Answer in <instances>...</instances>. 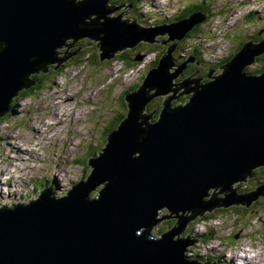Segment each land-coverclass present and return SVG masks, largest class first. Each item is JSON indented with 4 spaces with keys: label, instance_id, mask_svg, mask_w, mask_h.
Wrapping results in <instances>:
<instances>
[{
    "label": "water",
    "instance_id": "water-1",
    "mask_svg": "<svg viewBox=\"0 0 264 264\" xmlns=\"http://www.w3.org/2000/svg\"><path fill=\"white\" fill-rule=\"evenodd\" d=\"M108 1L0 0V115L30 84L31 73L57 59L66 39L94 38L100 59H109L115 50L158 35L180 39L205 17L194 11L144 26L121 15L110 18L121 5ZM174 47L125 94V117L89 160L86 179L61 196L44 189L28 204L0 207V264H199L185 253L194 240L175 236L185 223L264 196V184L246 192L232 187L264 166V71L244 70L264 53V39L243 43L218 74L208 68L206 81H174L194 60L191 55L175 66ZM183 93H190L189 100L172 106L171 99ZM160 95L165 99L150 120L146 105ZM164 209L178 225L153 236L151 229L170 215H160Z\"/></svg>",
    "mask_w": 264,
    "mask_h": 264
},
{
    "label": "rangeland",
    "instance_id": "rangeland-1",
    "mask_svg": "<svg viewBox=\"0 0 264 264\" xmlns=\"http://www.w3.org/2000/svg\"><path fill=\"white\" fill-rule=\"evenodd\" d=\"M135 1L109 0L108 6H121L109 12L108 16L112 18L121 15L123 19L128 21L135 19L142 25H149L148 23L154 20L159 23L163 20L161 23L163 24L174 21L173 18L179 16L186 5L199 7L195 9L202 12L206 11L203 5L207 4L212 19L205 22L204 17L198 23L199 29L193 32L195 28L193 27L180 39L167 40L168 34L158 35L153 42H139L135 46L138 48H135L136 50L132 48L119 52L115 50V56L109 59H100L98 41L87 36L76 40L69 38L66 44L57 47L55 56L61 61L56 59L31 73L30 84L23 87L24 90L19 89L9 102V111L0 115V181L3 182L0 183V207L28 204L37 199L44 189H50L54 195L61 196L82 177L86 179L91 171L89 160L99 155L108 131L115 129L113 127L117 123V116L126 113V106H123L121 99L123 92L140 85L143 76L153 67L151 64L155 61V65L157 64L162 52H165L169 45L176 43V47L171 51L175 66L191 56L189 53L193 49L199 54L198 59L184 63L185 67L174 77V81L187 77L185 75L182 79H177L186 68V70L195 68L196 74L202 77V81H206L207 69L204 68L203 61L209 65L210 59H217L211 55H216L219 51L224 52L227 48L228 53L235 51L240 42L258 39L250 37L251 35H261L258 42L264 39V0ZM250 14L256 17L258 22H255L256 19L253 21L247 19ZM164 40L167 41L162 42ZM121 54L127 56L126 59H123ZM158 54L160 55L157 58ZM137 56L141 58L135 61ZM199 62L200 65H197ZM258 63L259 61L256 64L251 63L256 71L261 67ZM173 71L172 68L171 72ZM38 83L39 88L25 93L28 87ZM180 91L183 89L180 88ZM53 92L56 96L61 95L62 101L59 103L62 107L53 104L59 100L52 99ZM164 97L165 95L156 96L146 105V111L153 113L150 120L157 117ZM189 97L190 93L180 94L171 99V104L183 105ZM57 112L65 122L52 136V132H46V126L56 121L52 114ZM74 112L76 116L81 117L77 122L72 120ZM43 122L44 124H41ZM34 134L39 137L33 136ZM4 135L15 137L14 141L10 142ZM7 141L12 144H8ZM17 143L31 153L25 152L15 158ZM20 157L26 159L22 160ZM18 164L24 166L22 173L21 171L18 173ZM17 174L20 175L19 178L23 174L24 180L17 178ZM18 180L22 182L17 183ZM262 184L264 166H257L252 176L235 182L232 187L241 192L247 185L255 187ZM101 186L102 184L97 185L89 195L92 197L97 195ZM219 195L222 196V193L219 192ZM231 207L221 214L217 213V209L205 211L194 220L185 223L182 231L175 235L194 240L185 249L189 258L199 260L203 264L207 260L213 264H229V259L236 257V264H243L240 256L246 254L250 259L255 258L253 253H256L264 261V206L257 204L250 209L251 212L239 215L230 212ZM213 211L217 214L212 219L204 218L206 212ZM161 212L160 215H170L162 218L151 229L150 233L153 236H159L163 231L178 225L175 214L168 213L166 209ZM169 220H172V224ZM259 258L256 256V259ZM263 261H258V264H264Z\"/></svg>",
    "mask_w": 264,
    "mask_h": 264
},
{
    "label": "trees",
    "instance_id": "trees-1",
    "mask_svg": "<svg viewBox=\"0 0 264 264\" xmlns=\"http://www.w3.org/2000/svg\"><path fill=\"white\" fill-rule=\"evenodd\" d=\"M129 1H133V0H129ZM134 2H136L135 0H134ZM204 7H205V12L207 13V17H209L210 16V10H209V7H208V5L207 4H205V5H203ZM191 8V9H190ZM195 8H199V7H194V6H190V5H186L183 9V11L181 12V14L179 15V16H177L176 18H173V19H178V18H181V17H185V16H187V15H189L192 11H194V10H196ZM207 17H206V19H207ZM247 19H250L251 21H253V20H255L256 19V17H254L252 14H250V15H248V17H247ZM205 20V19H204ZM203 20V21H204ZM255 22H258V20L256 19V21ZM197 26H194L195 28L193 29V32L194 31H196L197 30V28L199 29V24H196ZM250 37H255V38H258V39H250L249 41H252V42H256V41H258L260 38H261V35H259V34H256L255 36L254 35H251ZM247 42V41H246ZM241 44L236 48V50L235 51H232V52H229L228 54H227V56H225V57H223V59L220 61L222 64L223 63H226V62H228L240 49H241V47H242V45H243V43H245L244 41L243 42H240ZM135 48H137V47H133L132 49H135ZM138 49V48H137ZM136 50V49H135ZM163 53V52H162ZM190 55H194L195 57H198L199 56V54H198V52L196 51V50H192V52H190L189 53ZM159 55L160 54H158L157 55V58L159 57ZM121 56H122V58L123 59H126V57L127 56H125L124 54L122 55L121 54ZM157 60V59H156ZM259 61V65L261 66L260 68H259V70H255V69H253V67L251 66V65H248V66H246L245 67V71L247 72V73H251V74H259V73H261V72H263L264 71V62H261V61H263L264 60V54H262V55H259V56H257L256 57V59H255V61L253 62V63H257L258 61ZM124 61V60H123ZM124 62H126V61H124ZM155 63H156V61H155ZM155 63L153 64H151L152 66H154L155 65ZM134 65V64H133ZM213 65H215V64H213ZM129 67H131V66H129ZM128 67V68H129ZM248 68L250 69L251 68V70H248ZM195 69V68H194ZM194 69H192V70H194ZM256 71V72H255ZM35 76H33L32 78H34ZM29 78H30V76H29ZM35 79V78H34ZM39 86H40V84L38 83V84H36V85H34V86H30V87H28L27 89H26V92L25 93H27V92H31L32 90H34V89H36V88H39ZM136 88H137V86H135ZM135 87H134V89L132 88V90L131 89H126V91L125 92H123V98H121L122 99V104H123V106L125 107L126 106V101H125V99H124V96H125V94L126 93H128V92H130V91H133V90H135ZM23 90H24V88H23ZM181 98V97H180ZM125 101V102H124ZM172 105V104H171ZM176 106H177V104H176ZM125 112H126V110H125ZM125 114L126 113H123V114H120L119 116H117V123L115 124V127H113V128H116V126L120 123V121L125 117ZM157 116H158V114H157ZM157 117H155V119H156ZM155 119H152V120H155ZM113 130V129H112ZM111 131L109 130L108 131V133H110ZM109 135V134H108ZM107 135V136H108ZM107 139V138H106ZM106 139H105V141H106ZM100 151H101V148H100ZM255 187H250V186H248L247 185V187L246 188H242V190H241V192H246V191H250V190H252V189H254ZM244 189V190H243ZM263 196V195H262ZM259 197H261V196H259ZM256 198V200H254L253 201V204H251V205H249V206H245V205H233L232 207H231V210H229L230 212L232 211V212H235V213H237L238 215H239V213L241 214V213H243V212H251V210L250 209H252V207L254 208V206L255 205H257V204H262L263 206H264V196L263 197H261V198ZM239 206H241V207H239ZM223 208V209H222ZM222 208H220V207H218V208H216L217 209V213L218 214H221V213H224L226 210L225 209H227V208H224V207H222ZM219 210H221V211H219ZM215 211H213V212H206L205 214H204V218H208V217H213V216H215L216 214H217ZM169 221H171V224H172V220H169ZM173 221H175L174 219H173ZM211 233V232H210Z\"/></svg>",
    "mask_w": 264,
    "mask_h": 264
},
{
    "label": "bare ground",
    "instance_id": "bare-ground-1",
    "mask_svg": "<svg viewBox=\"0 0 264 264\" xmlns=\"http://www.w3.org/2000/svg\"><path fill=\"white\" fill-rule=\"evenodd\" d=\"M155 1V0H154ZM108 5V4H107ZM130 9V8H129ZM191 9V8H190ZM163 21V20H162ZM161 21V22H162ZM165 21V20H164ZM159 23V22H158ZM140 24V23H139ZM142 25V24H141ZM247 31V30H246ZM67 40V39H66ZM258 42V41H257ZM189 47V46H188ZM183 48V47H182ZM228 49V48H227ZM180 50V49H179ZM185 51V50H184ZM189 52V51H188ZM187 55V54H186ZM195 58H197V57H195ZM198 59V58H197ZM198 61V60H197ZM204 62V61H203ZM225 63H223V65H224ZM40 69V68H39ZM36 72V71H35ZM53 94V96H52V99H57V98H59V100L58 101H56V102H54L53 104L55 105V106H57V107H62L61 105H60V103H59V101H62V98H60L61 97V95L60 96H56V94L53 92L52 93ZM49 97V96H48ZM65 99V98H64ZM49 101H50V99H49ZM65 102V101H64ZM52 104V105H53ZM47 107V106H46ZM68 110V109H67ZM65 111H66V109H65ZM58 114H59V112H57V113H55V114H52L53 115V119L55 118L56 119V121L55 122H53V123H50V124H47V126H46V132L47 133H51V135L53 136V134L55 133V132H57L58 130H59V127L61 128V126L60 125H64V122H65V119L60 115V116H58ZM67 114V113H66ZM73 118H72V120L74 121V122H77L78 120H80V119H78V118H81L80 116H76V112H74L73 114ZM41 124H44V122L43 123H41ZM56 127H57V130H56ZM39 130V129H38ZM33 131V130H32ZM5 133V132H4ZM36 134V133H35ZM33 135V136H36V135ZM56 134V133H55ZM54 134V135H55ZM5 136V139H8V140H10V142H13L14 140V138L13 137H6V135H4ZM3 136V137H4ZM38 136V135H37ZM36 136V137H37ZM2 137V136H1ZM39 137V136H38ZM7 143H8V141H7ZM8 144H12V143H8ZM7 144V145H8ZM72 144V143H71ZM16 149H17V151H15L16 152V154H17V156L15 157V158H17V157H19V156H21L23 153H25V152H27V153H31V152H29L27 149H24V148H21V146L17 143L16 144ZM68 149H70V146L68 145ZM73 151V150H72ZM67 152V151H66ZM9 155V154H8ZM12 155V154H11ZM36 156V155H35ZM22 160H25L26 158L24 157H20ZM31 158V157H30ZM38 159H39V157H38ZM12 160H14V159H12ZM19 160V159H18ZM15 162V161H14ZM11 168V167H10ZM23 168H24V166H22L21 167V165L20 164H18L17 165V169H18V173L21 171V173H22V171H23ZM24 173V172H23ZM23 175V174H22ZM22 175H21V178H19L20 177V175H16V177L17 178H19L20 180H24V178L25 177H22ZM56 175V174H55ZM2 178V177H1ZM56 179H58V178H56ZM20 180H18L17 181V183H21L20 182ZM26 180V179H25ZM26 182V181H25ZM0 183H2L3 184V182L2 181H0ZM5 183V182H4ZM9 183H10V181H9ZM59 183V182H58ZM19 185V184H18ZM23 185V184H22ZM53 192V191H52ZM10 193V192H9ZM41 193V192H40ZM95 196V195H94ZM92 197V196H91ZM16 204V203H15ZM23 204V203H22ZM14 205V204H13ZM253 255L255 256V258H250L249 259V256L248 255H243V256H240L241 257V259L243 260V264H258V262H255L254 260H256V261H263L262 259H260L259 258V255H257L256 253H253ZM236 256H238L239 257V255H236ZM256 256L259 258V259H256ZM236 257H231L230 259H229V261L230 262H228L229 264H236ZM264 262V261H263ZM261 264V263H260Z\"/></svg>",
    "mask_w": 264,
    "mask_h": 264
},
{
    "label": "flooded vegetation",
    "instance_id": "flooded-vegetation-1",
    "mask_svg": "<svg viewBox=\"0 0 264 264\" xmlns=\"http://www.w3.org/2000/svg\"><path fill=\"white\" fill-rule=\"evenodd\" d=\"M198 62V61H197ZM197 65H200V62L197 64ZM203 66H204V68L205 69H207V67H208V65L207 64H204V62H203ZM187 69V68H186ZM184 70L182 73H181V75L177 78L178 80H180V79H182L185 75H187V77L189 78V77H191V78H196V79H198V81L200 80V81H202V77L199 75V74H196V72L194 71V70ZM201 69V68H200ZM200 69H198V70H200ZM205 75L207 76V71H206V73H205ZM186 77V78H187ZM208 78L206 77V80H207ZM257 185H255V187H256ZM261 197H263V196H261ZM261 197H259V198H261Z\"/></svg>",
    "mask_w": 264,
    "mask_h": 264
},
{
    "label": "clouds",
    "instance_id": "clouds-1",
    "mask_svg": "<svg viewBox=\"0 0 264 264\" xmlns=\"http://www.w3.org/2000/svg\"><path fill=\"white\" fill-rule=\"evenodd\" d=\"M221 69H222V68H220L219 71H217V73L220 72Z\"/></svg>",
    "mask_w": 264,
    "mask_h": 264
}]
</instances>
